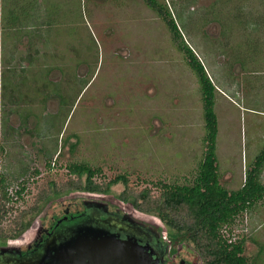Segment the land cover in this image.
Here are the masks:
<instances>
[{"label": "rangeland", "instance_id": "1", "mask_svg": "<svg viewBox=\"0 0 264 264\" xmlns=\"http://www.w3.org/2000/svg\"><path fill=\"white\" fill-rule=\"evenodd\" d=\"M18 1L0 0V152L14 139L37 156L24 172L12 168L15 175L5 174V181L24 179L25 212L49 182L76 178L74 163L96 169L95 182L110 189L52 193L23 217L21 232L14 222L4 225L0 245L24 246L51 216L67 208L73 216L84 200L97 198L160 231L167 264H204L191 241L171 239L159 213L119 198L128 186L158 194L164 185L192 184L204 157L200 84L168 23L146 0H21L17 19L11 3ZM157 1L217 85L220 180L239 189L264 148V0H236L232 7L218 0ZM11 121L23 129H11ZM39 142L49 148L46 156L58 153L40 157ZM219 233L228 242L244 241L250 264H264V197Z\"/></svg>", "mask_w": 264, "mask_h": 264}, {"label": "trees", "instance_id": "2", "mask_svg": "<svg viewBox=\"0 0 264 264\" xmlns=\"http://www.w3.org/2000/svg\"><path fill=\"white\" fill-rule=\"evenodd\" d=\"M20 1L16 3V6L11 3L14 16L17 19L20 18L22 11L23 3ZM27 1L29 0L25 2ZM33 1L31 0V2ZM146 1L148 6L156 10L168 23L178 48L186 53L189 64L198 77L204 104L205 151L192 184L164 185L158 194L152 193L150 189L134 190L128 186L119 198L123 201L130 199L132 204L141 211L159 213L162 220L170 228L171 239L175 242L181 240L191 241L199 250L204 264H250L248 256L245 254V242L239 240L228 242L219 231L222 226L232 224L240 212L264 197V183L261 180V172L264 166V148L257 156L254 167L246 171L243 186L236 190H229L221 183L217 163V137L219 131L218 117L215 110L217 85L213 82L202 60L193 48L186 43L169 8L160 4L157 0ZM218 1L217 4L227 2L226 7L227 5L232 7L230 3L236 5V0ZM17 9L20 13L15 12ZM35 16L37 17L36 14ZM70 170L76 178H70L62 184L49 182V188L38 191L34 204L28 211L25 212L24 210L13 221L18 232L23 229V217L28 212L36 211L40 201L52 193L57 194L61 191L80 189L93 192L109 191V184H105V186L95 182L96 169L84 163H74L71 165ZM0 179L1 182L6 180L2 172H0ZM23 189L25 190L26 186ZM7 198V194L3 191L0 201L1 209H5ZM64 221L70 222L71 218L64 219ZM2 231L3 225L0 223V232ZM256 257L257 255L254 257L255 262H257ZM186 264L192 263L186 260Z\"/></svg>", "mask_w": 264, "mask_h": 264}, {"label": "water", "instance_id": "3", "mask_svg": "<svg viewBox=\"0 0 264 264\" xmlns=\"http://www.w3.org/2000/svg\"><path fill=\"white\" fill-rule=\"evenodd\" d=\"M46 252L40 264H165V254L140 233H120L98 223L66 231Z\"/></svg>", "mask_w": 264, "mask_h": 264}, {"label": "flooded vegetation", "instance_id": "4", "mask_svg": "<svg viewBox=\"0 0 264 264\" xmlns=\"http://www.w3.org/2000/svg\"><path fill=\"white\" fill-rule=\"evenodd\" d=\"M70 208L65 209L60 217L51 216V224L48 227L43 226L35 235H31L30 242L18 243L6 241L0 245V264H40L43 261L46 247L53 241L60 239L67 230H76L80 226L92 223L104 224L109 229H116L120 233H140V237L158 247L161 253H164V243L162 234L151 225L134 218L133 215L124 212L118 206H112L109 200L97 198H88L82 202V209H76L73 216L70 214ZM75 216V217H74ZM76 219L75 222H65L64 219ZM41 231V232H40ZM64 232V233H63ZM165 264H167L164 256Z\"/></svg>", "mask_w": 264, "mask_h": 264}, {"label": "crops", "instance_id": "5", "mask_svg": "<svg viewBox=\"0 0 264 264\" xmlns=\"http://www.w3.org/2000/svg\"><path fill=\"white\" fill-rule=\"evenodd\" d=\"M18 39H20V38H18ZM19 48L20 47H17V49H19ZM15 60L16 59H13L12 61H15ZM25 61L26 60H20L19 61L20 64H21V66H23L22 64H26ZM11 64H12V62H11ZM37 100H38V103L34 102L35 106H37V104H39L40 102H42L43 101V98H40V99H37ZM11 107H15V103L14 102L11 103ZM54 111H56V109H54ZM11 117H12V120H13V118L15 117V115H13ZM21 123L18 122V123L15 124L14 121H11L10 127H11V129H14V128L16 129L17 126H18V129H23V127L21 126ZM13 133H14V135H13ZM15 133H16L15 130H13V132L10 133V134L13 135V136H15ZM32 134L38 136L36 133H32ZM40 143L41 142H39V149L36 150L37 151L36 153H38V155L39 154L41 155L40 157H44V158H46V157H52V156H54L55 154L58 153V149H55V151L51 152L48 156H46L45 155L47 153L45 151L46 148L41 147L42 145ZM1 144L3 145L4 142H2ZM34 144L38 146V143H34ZM12 145L14 147H12ZM12 145H11V147H9V146L6 145L5 147H3V149H5L4 152L3 153L0 152V159L5 162V167H4L5 169H4V172H2L4 177H5V174L15 175L14 174L15 173V170L13 171L12 168H14V169L19 168L18 171H16V172H19L20 170H23L22 172H24L26 170V168H27L26 167L27 166V162L28 161H31L32 158H34V157L36 158V156H37V155L33 156V154L30 155L29 154V151H27L25 149V146H23L22 143L17 144L16 141H14V139L12 141ZM46 150L48 151L49 148H47ZM11 151H12V153H11ZM33 153H34V150H33ZM13 154L15 155L14 158H12V155ZM20 161H24V163L21 164ZM23 167H25V169Z\"/></svg>", "mask_w": 264, "mask_h": 264}, {"label": "built area", "instance_id": "6", "mask_svg": "<svg viewBox=\"0 0 264 264\" xmlns=\"http://www.w3.org/2000/svg\"><path fill=\"white\" fill-rule=\"evenodd\" d=\"M0 172H3V166L0 161ZM24 179L16 182H1L0 179V201L1 193L4 191L7 194V201H5V209L0 208V223L4 226L9 224L19 216L25 209V198L28 188Z\"/></svg>", "mask_w": 264, "mask_h": 264}]
</instances>
